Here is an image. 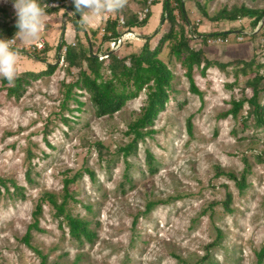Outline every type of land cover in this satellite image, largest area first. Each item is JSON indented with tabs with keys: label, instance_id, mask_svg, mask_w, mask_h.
Instances as JSON below:
<instances>
[{
	"label": "rangeland",
	"instance_id": "rangeland-1",
	"mask_svg": "<svg viewBox=\"0 0 264 264\" xmlns=\"http://www.w3.org/2000/svg\"><path fill=\"white\" fill-rule=\"evenodd\" d=\"M58 1L63 2L56 7L61 9L45 15L36 41L26 44L19 36L13 45L31 52L36 42L43 41L51 48L47 63L58 64L56 70L41 74L47 64L20 53L18 74H39L30 78L21 97L9 96L0 77V179L8 186L0 185V264H42L37 252L22 241L39 203L41 230L32 231L31 242L49 262L264 264L257 257L264 246V125L256 121L248 104L237 117L224 115L232 108V100L253 96L249 81L264 77V23L255 24L249 18L216 23L204 17L198 6L213 16L244 2L264 7V0H183L189 32L227 34L205 37V42L191 37L190 46L202 47L213 62L206 72L203 67L194 68L201 96L190 90L183 57L173 54L168 42L160 46L158 57L174 74L173 87L151 127L153 136L140 142L129 157L120 148L132 140L126 132L146 105L147 90L113 116L99 117L85 89L73 88V98L80 103L67 99L68 85L76 82L79 70L68 72L59 59L64 49L58 46L64 38L68 44L75 42L69 41L71 32L76 34L70 21L75 4ZM150 1L145 6L143 0H123L122 7L98 16L84 28L90 43L83 32L79 34L85 46L91 44L94 51L110 48L102 40L106 20L125 21L133 13L140 17L150 11L148 24L132 29L135 35L110 51L119 58L138 53L145 36L154 49L157 32L166 23H160L162 4L153 6ZM0 9V28L17 18L13 0H0ZM175 13L180 21L179 11ZM179 28L175 26L177 32ZM118 30L122 36L127 32L121 22ZM218 38L222 40L213 41ZM108 60L102 62L103 80L112 78ZM258 87L264 104V80ZM189 118L192 135L188 134ZM147 150L154 154L155 173L149 170ZM245 160L250 173L247 188L239 191L236 181L220 172L240 177ZM28 170L32 183L27 180ZM73 177L67 209L92 222L97 236L91 243L73 239L55 208L40 199L49 191L61 202L64 180ZM11 181L23 189L24 197L16 194ZM228 193L232 196L229 209L225 206ZM150 201L159 204L146 213Z\"/></svg>",
	"mask_w": 264,
	"mask_h": 264
},
{
	"label": "trees",
	"instance_id": "trees-1",
	"mask_svg": "<svg viewBox=\"0 0 264 264\" xmlns=\"http://www.w3.org/2000/svg\"><path fill=\"white\" fill-rule=\"evenodd\" d=\"M50 0H39L41 6L45 9L46 15H51L57 13L61 8H49L48 3ZM150 0H143L145 6L148 5ZM256 0H252L255 2ZM150 3L153 6L162 4V15L161 24L166 23V27L163 31H158L159 40L158 45L153 49L151 47V39L145 36V42L138 53H133L128 57L119 58L116 53L111 52L110 48L104 50L103 53L108 54L109 68L112 73V78L110 80H103L101 77V68L103 67L104 59H100L98 54L102 51L97 49L94 51L93 46H85L83 40L80 37V32L84 33V38L90 43V37L88 32L81 27L79 23L80 15L78 13L74 14V17L70 19L71 24L76 31L74 44H68L64 39H62L59 50L64 47L67 48L64 57L67 65L68 72L72 69L79 70L77 75V80L73 84L68 85L66 98H72L75 102L80 103L77 98H73V88L77 87L79 89H85L90 94V99L92 104L96 109V114L99 117L113 116L115 113H119L126 103L137 97L139 93L143 90H147V102L142 110L137 114L136 119H134L129 124L128 135L132 136V140L126 146L121 147V152L124 153L126 157H129L135 153L138 149L139 143L145 141L147 137H152L155 130L151 127L154 125L156 118L159 113L163 111L169 100V92L173 87V77L174 74L169 69V67L158 57L160 46L168 42L170 50L177 57H183V63L187 68L186 79H188L190 84V90L201 96L202 92L196 84L194 79V68L203 67V72H206L212 65L213 62L208 59L206 51L201 47L199 49H193L190 46L191 37H201L202 41L205 42L209 36H225L227 32H215L211 34H196L195 30L192 29L190 34L188 30L189 20L186 17L184 10L183 0H151ZM202 15L213 22L221 21H238L240 19L249 18L255 24H259L264 18V7H249L244 2L238 7L232 10L223 8L222 10L216 12L213 16H210L206 10L198 4ZM73 9V8H71ZM3 11L2 9H0ZM179 11L180 21L177 20V15L175 11ZM75 12V11H74ZM152 14L148 11L145 17L141 18L137 13H133L126 17L124 21V26L127 30L131 31L134 28H143L148 24L151 19ZM16 19H13L9 23H4L0 28V38L11 39L15 37L17 32ZM180 25L179 32L176 31L175 26ZM254 24V25H255ZM119 28V18L114 20H106L103 41L118 40L122 33ZM110 33V35L108 34ZM93 32V35H96ZM19 35L16 36V38ZM206 37V38H205ZM14 47V46H13ZM16 48L19 53L28 54V56L36 59L37 61L46 63V70L41 72L46 74H52L57 65L47 63L46 55L51 50L49 45L42 51H31L27 52L24 50ZM203 65V66H202ZM251 65V64H250ZM39 74L34 72H24L19 73L14 81V83L9 84L8 81L2 78V83L7 86L8 95L11 97H21L25 86L30 83V78H37ZM264 80L263 76H256L255 79L249 81V86L253 89L252 97H244L240 100H232V108L228 110L224 115H232L237 117L243 110L244 106L248 104L250 107L251 114L255 117L256 121L260 125H264V104L260 100V90L259 84ZM118 83L116 84V82ZM120 86V87H118ZM188 134L193 133V123L192 118L187 121ZM147 160L148 167L151 173L156 172L155 159L152 151L147 150ZM245 169L241 173L240 177L233 172H223L220 173L226 175L227 177L236 181L239 191H243L247 188V176L250 173V165L247 160H245ZM76 177V176H75ZM66 178L64 180L63 188V199L60 202L56 194L45 191L41 196V202H48L52 205L58 217H62L64 223L68 226L70 236L77 240L91 243L94 242L97 234L92 229V222L86 218L74 216L68 211V200L71 197L70 185L76 181V178ZM27 180L32 183L31 171L27 172ZM11 185L14 187L17 195L24 197L23 189L17 186L15 182L11 181ZM0 185L6 186V181L0 179ZM8 189V186H6ZM232 202V196L230 193L227 194V200L225 202L226 208L229 209L230 203ZM157 204L158 201H150L147 204L145 212H150ZM43 213L42 204L39 203L33 212V222L29 225L26 235L23 238V242L31 247L37 254L41 257L42 264H58L56 262H49L48 256L45 255L41 250L32 245V231H40V217ZM258 262L262 263L264 261V246L257 254Z\"/></svg>",
	"mask_w": 264,
	"mask_h": 264
},
{
	"label": "clouds",
	"instance_id": "clouds-1",
	"mask_svg": "<svg viewBox=\"0 0 264 264\" xmlns=\"http://www.w3.org/2000/svg\"><path fill=\"white\" fill-rule=\"evenodd\" d=\"M75 12L79 13L81 27L91 26L95 19L103 13L113 11L123 6V0H74ZM17 17V32L14 38H0V77L9 84L14 83L18 75L19 51L13 47L17 35L26 43H32L39 38L45 20V9L39 0H13Z\"/></svg>",
	"mask_w": 264,
	"mask_h": 264
},
{
	"label": "built area",
	"instance_id": "built-area-1",
	"mask_svg": "<svg viewBox=\"0 0 264 264\" xmlns=\"http://www.w3.org/2000/svg\"><path fill=\"white\" fill-rule=\"evenodd\" d=\"M73 1H74V0H73ZM60 5H63V2L60 4V2H59L58 0H50L49 3H48V7H50V8L60 7ZM145 15H146V13L142 14L141 18L145 17ZM107 19H108V18H107ZM120 22H121L122 24L125 23L123 20H121V21L119 20V24H120ZM102 31H103L104 34H106V32H107L105 29H103ZM104 34H103V35H104ZM108 34L110 35V33H108ZM133 35H135L134 32H131V31L127 30V32L124 34V36H121L118 40H111V41H109L108 44H109L110 49H113V48L116 47V46H120V45L123 43V41L125 40V37H129V36H133ZM238 39L240 40L241 38L239 37ZM221 40H222L221 38H218L217 40L215 39V40H213V41H215V42L218 41V42H219V41H221ZM211 41H212V40H210V42H211ZM13 45H14V43H13ZM44 48H45V44H44L43 41H38V42H36V43L34 44V46L32 47V49H33L34 51H41V50H43ZM63 49H64V52H66L67 48L64 47ZM63 49H62V50H63ZM62 50H61V51H62ZM104 50H105V49H104ZM104 50H102V51L98 54V56H99L100 59H104V58L108 57V54H107V53H103ZM64 54H65V53H64ZM64 54L62 55V54L60 53V55H59V59H60V61H61L62 63L65 62ZM65 63H66V62H65Z\"/></svg>",
	"mask_w": 264,
	"mask_h": 264
},
{
	"label": "crops",
	"instance_id": "crops-1",
	"mask_svg": "<svg viewBox=\"0 0 264 264\" xmlns=\"http://www.w3.org/2000/svg\"><path fill=\"white\" fill-rule=\"evenodd\" d=\"M75 35H76V34H75L74 32H71V34L69 35V37H70V40H69V41L74 40Z\"/></svg>",
	"mask_w": 264,
	"mask_h": 264
},
{
	"label": "water",
	"instance_id": "water-1",
	"mask_svg": "<svg viewBox=\"0 0 264 264\" xmlns=\"http://www.w3.org/2000/svg\"><path fill=\"white\" fill-rule=\"evenodd\" d=\"M263 23H264V18L262 19Z\"/></svg>",
	"mask_w": 264,
	"mask_h": 264
}]
</instances>
